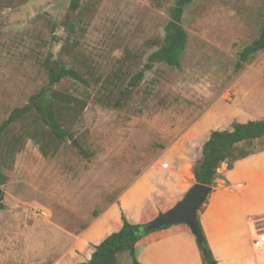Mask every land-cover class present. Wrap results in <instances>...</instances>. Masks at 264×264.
Returning a JSON list of instances; mask_svg holds the SVG:
<instances>
[{
	"label": "rangeland",
	"instance_id": "rangeland-1",
	"mask_svg": "<svg viewBox=\"0 0 264 264\" xmlns=\"http://www.w3.org/2000/svg\"><path fill=\"white\" fill-rule=\"evenodd\" d=\"M174 1L83 0L73 11L72 0H0V126L45 90L71 98L57 105L65 140L48 134L36 109L6 130L13 143L40 126L49 155L27 137L17 150L3 147L0 264H69L61 251L69 232L84 229L214 103L264 113L256 73L264 51L236 69L238 53L261 33L264 0H194L183 16L180 67L156 64L133 81L163 45ZM62 66L87 84L51 86L49 67ZM242 147L259 153L264 139ZM118 260L133 264L128 252Z\"/></svg>",
	"mask_w": 264,
	"mask_h": 264
},
{
	"label": "crops",
	"instance_id": "crops-1",
	"mask_svg": "<svg viewBox=\"0 0 264 264\" xmlns=\"http://www.w3.org/2000/svg\"><path fill=\"white\" fill-rule=\"evenodd\" d=\"M256 73L264 77V72ZM245 110L238 102L223 100L207 109L84 229L69 232L68 245L61 250L68 254V263L90 261L96 246L122 229L123 216L133 225L144 224L180 202L197 184L194 167L213 131L231 130L234 122L264 120L263 110L258 114ZM218 172L222 178L198 213L213 255L218 264H264V247L256 244L264 233V150L237 161L232 169L223 164ZM136 257L141 264H202L196 237L185 224L143 237Z\"/></svg>",
	"mask_w": 264,
	"mask_h": 264
},
{
	"label": "trees",
	"instance_id": "trees-1",
	"mask_svg": "<svg viewBox=\"0 0 264 264\" xmlns=\"http://www.w3.org/2000/svg\"><path fill=\"white\" fill-rule=\"evenodd\" d=\"M194 0H175L170 8V21L165 27V36L161 48L152 53L148 58V63L145 68L136 74L133 78L135 83L141 82L148 71H151L156 64H166L171 67H180L181 57L183 56L188 34L182 26L183 16L186 8L193 3ZM83 0H72L71 10L76 11L81 7ZM264 51V25L259 37L252 43L247 45L238 53L236 69L241 70L245 64L251 62L254 57ZM49 83L54 86L66 78H71L82 84H87L83 76L76 70L67 67H49ZM65 99L71 100L63 93L48 89L41 92L34 100L36 103L26 105L23 108L15 109L9 119L0 126V183L5 184V177L2 174V150L5 144L17 150L18 145L27 137L36 141L44 156H48V142L43 128L35 127L33 130L26 127L21 138H16L15 142L10 143L6 138L7 128L19 121L25 119L36 109L44 124L48 126V134H53L59 140H65L69 133L63 129L59 118L61 116L58 110V104ZM264 139V120L248 123L234 122L231 130L213 131L209 140L204 144L202 150V158L194 167V177L197 184L216 187V180L222 176L218 170L223 164L227 165L228 169H232L234 164L246 157L255 154V152H247L243 149V145L252 144L255 141ZM203 206L200 208L202 211ZM98 215V213H97ZM198 224L201 229V238H196L198 247L202 254V264H218L213 252L209 246L206 235L204 233L200 217L198 216ZM143 224H131L125 216H123L122 229L110 235L100 245L96 246V250L90 261L80 264H120L118 256L128 252L133 258V264H141L136 257L137 243L147 235L143 231L136 233V230L143 229ZM167 228V227H165ZM151 233V232H150ZM134 234V236H132ZM149 234V233H148Z\"/></svg>",
	"mask_w": 264,
	"mask_h": 264
},
{
	"label": "water",
	"instance_id": "water-1",
	"mask_svg": "<svg viewBox=\"0 0 264 264\" xmlns=\"http://www.w3.org/2000/svg\"><path fill=\"white\" fill-rule=\"evenodd\" d=\"M3 188V187H2ZM0 188V204L3 201V190ZM212 187L203 184H195L186 196L173 208L160 213L154 220L144 224L143 229L136 230V233L143 231L150 233L159 231L165 227L185 224L189 226L196 238H201V229L198 224V213L200 208L205 205ZM134 236V234H132Z\"/></svg>",
	"mask_w": 264,
	"mask_h": 264
},
{
	"label": "built area",
	"instance_id": "built-area-1",
	"mask_svg": "<svg viewBox=\"0 0 264 264\" xmlns=\"http://www.w3.org/2000/svg\"><path fill=\"white\" fill-rule=\"evenodd\" d=\"M256 244L259 247H263L264 246V233H261V234L258 235V239L256 241Z\"/></svg>",
	"mask_w": 264,
	"mask_h": 264
}]
</instances>
